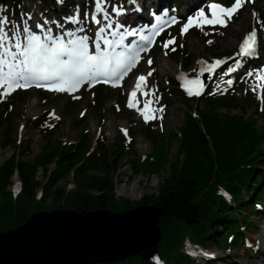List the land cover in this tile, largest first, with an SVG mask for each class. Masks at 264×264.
<instances>
[{
  "label": "trees",
  "instance_id": "obj_1",
  "mask_svg": "<svg viewBox=\"0 0 264 264\" xmlns=\"http://www.w3.org/2000/svg\"><path fill=\"white\" fill-rule=\"evenodd\" d=\"M42 2L51 7H56L57 3L56 0ZM199 2L197 0V4ZM163 4L160 2V6ZM21 5L22 0H0V16L9 12L17 14ZM252 5L258 15L264 16V6ZM258 26H263L264 32V20ZM170 36L171 33L160 37V45ZM216 54L229 57L231 53L218 50ZM241 60L245 68H252L251 58ZM188 63L190 58L185 61L186 67ZM248 80L246 73H240L230 85L229 95L216 96L206 90L197 99L195 113L187 111L178 128L172 163L167 160L166 148L158 151V141L154 140L150 126L144 135L152 141L153 149L144 157L137 156L134 150H125L123 145L114 146L115 151H120L119 156L131 163L135 174H156L168 169L159 184V192L144 195L138 201L116 192L114 176L120 166L111 161L106 138L101 143L96 141L90 150L88 133L84 131L81 133L83 142H47L45 149L32 160L17 161L16 155L11 154L0 164V231L16 227L39 210L107 208L123 212L146 204L156 205L162 212L158 221L161 237L155 253L147 260L130 255L121 260L90 264H209L210 259L184 249L185 243L201 249L213 245L222 252L244 245L252 219L264 216V127L256 128L254 115L257 114L264 125V97L259 102L251 95ZM170 86L189 108L190 98L180 91L176 82ZM109 89V86L99 85L94 91L96 96L102 97ZM26 95L27 91L19 90L0 103L5 108L12 100ZM155 97L160 99L158 93ZM247 106L254 109L246 116ZM222 107L238 108L242 112L220 113ZM2 126L0 122V130ZM36 127L41 128V125ZM49 132L44 133L49 136ZM135 136L133 134L129 141L132 145ZM39 167L40 179L37 178ZM15 171L22 184L17 193L8 189ZM68 180L73 187L67 188ZM38 189L41 194L37 193Z\"/></svg>",
  "mask_w": 264,
  "mask_h": 264
},
{
  "label": "rangeland",
  "instance_id": "obj_2",
  "mask_svg": "<svg viewBox=\"0 0 264 264\" xmlns=\"http://www.w3.org/2000/svg\"><path fill=\"white\" fill-rule=\"evenodd\" d=\"M165 1L177 4L176 7L165 11L174 14L180 21L161 36L171 33L170 39L174 37L175 43L169 44L166 49L157 41L155 48L144 54L141 63L127 77L122 87H111L102 97L96 96L95 88L89 87H84L72 96L59 93H43L40 90H26V96L18 100H12L5 108H3L4 104L0 103V122L3 123L0 130V164L9 158L11 154L16 155L17 161L32 160L45 149L47 142L57 140L62 144L83 142L81 133L85 131L88 133L90 150L95 147L96 141L101 143L102 139L106 138L110 159L120 166L118 173L114 176L115 189L118 194L133 201H138L144 195L157 194L159 184L168 169L165 168L156 174L145 172L135 174L131 163L126 161L125 157L121 158L119 156L120 151H115L114 146L123 145L125 150H134L137 156H145L153 149L152 141L144 135L145 129L150 126L154 140L158 141V151L166 148L167 160L172 163L177 148L178 128L183 123L185 113L188 111L191 114L195 111L198 100L192 97L187 102L189 108H186V104L170 90V84L176 81V76L181 71H186L191 76H200L202 70H205L203 74L207 76L208 90L214 92L216 96L229 95V84L226 81L230 77L231 80H235L240 73H247V70L244 71L245 67H243V63H240L239 68L232 76L227 75L228 67L236 68V63L234 60L226 61L224 58L228 55L220 56L216 52L218 50L227 51L236 55L239 41L251 30L258 33L259 43L256 57L252 58V62L257 64V70L253 71L252 76L247 75L249 78L248 87L251 89V95L261 102L264 97V80L260 79L261 74L264 73V56L262 55V52L264 53V32L258 28V25H261L264 16L256 14L252 1L256 7L260 8L264 6V0H257L256 2L254 0H243L242 7L227 21V27L208 25L197 17L187 32L182 31L183 25L187 23L189 16L196 17L198 10L203 9L209 19L212 17L211 9L208 7L209 0H200L199 6H197V0ZM186 1L193 5V9L182 13L188 3ZM213 1L222 7H231L235 2V0H229L228 3L224 0ZM63 2L62 4L57 2L56 7H51L42 0H22L21 9L17 14L9 12L7 15H2L8 19L7 30L11 33L17 27L28 25H33L36 29L37 23H43L44 20H47L49 23L45 25V28H52L55 35L68 30L76 32L77 35L89 36L90 47L97 28V25L92 23L93 14H97L95 0H65ZM114 5H123L125 11L128 9L130 14L136 18L141 16L143 21L149 23L148 27L153 23L149 18L153 10L150 6L145 9L141 8L142 11L137 14L134 10L133 0H105L106 10L117 23L121 22V19L116 18V15L112 12ZM77 8H79V23L66 22L65 18L74 15V10ZM85 13L88 14L87 21L84 19ZM99 19L103 21L102 13L101 16L99 15ZM54 22L63 25V28H60ZM146 22L142 23L146 24ZM197 22L200 24L199 27L196 26ZM80 28H84V32H80ZM230 37L234 38L232 45L226 42ZM209 41L211 43H208ZM173 47L176 49L174 52L171 51ZM166 52L167 54H165ZM259 56H262L261 59L258 58ZM149 58L153 61L151 65L148 64ZM188 58H190V63L186 67L185 61ZM200 59H202L201 62ZM216 60H222L224 63L211 73L206 71L208 66ZM167 63L172 66V69L169 72L162 73L159 64L167 65ZM149 72L152 73L150 76L148 75ZM218 73L220 74L216 78ZM140 75L147 78L148 87L145 88L143 94H137V98L141 99L140 103L136 107L130 108L128 107V100L131 90L136 85L137 78ZM149 89H152L154 94L158 93L160 99H156L153 95H144ZM42 94L47 95V97H43ZM2 98L0 96V100ZM146 100L153 101L148 109L144 108V101ZM261 106L262 103H260ZM151 109H158V111L152 112ZM253 109L254 107L247 106L246 116L251 114ZM219 112L231 114L241 113L242 110L222 107ZM144 114H149L155 118L145 121ZM254 115L257 120L256 128L260 130L264 125L258 115ZM37 125H41V128H37ZM124 130H126V134ZM45 131H50L49 136L45 135ZM119 132H121V136ZM133 134H136L134 145L129 143ZM142 145L144 146L142 147ZM49 167H52V165H49ZM155 177H157L156 180ZM37 178H41L40 167L38 168ZM153 180H155V183L152 185L151 181ZM11 181L12 184L8 186L10 190L13 189L17 181H21L17 171L12 174ZM123 186L127 188L135 186V190L132 193L123 194L121 192ZM71 187H73V183L68 180L67 188ZM39 192L40 189L37 190L38 194ZM185 239L188 241L189 237L186 236ZM245 241L244 245L240 247L232 246L225 252H222L216 246L210 245L207 250V257L211 259L209 264H264V216L252 219L251 229L245 233ZM183 248L187 249L186 243Z\"/></svg>",
  "mask_w": 264,
  "mask_h": 264
},
{
  "label": "snow or ice",
  "instance_id": "obj_3",
  "mask_svg": "<svg viewBox=\"0 0 264 264\" xmlns=\"http://www.w3.org/2000/svg\"><path fill=\"white\" fill-rule=\"evenodd\" d=\"M57 2L62 4L63 0H57ZM133 3L135 4L136 0H133ZM95 4L96 13L103 14V22L93 14L92 23L99 27L96 31V38L91 41L94 49L92 51L89 47L90 37L87 35H77L74 31L54 35L52 28H45V25L49 23L47 20H44L43 23H37L35 26L43 35L37 34L30 26L17 27L9 33L7 17L0 16V85L6 86L7 92H11L14 88L25 89L32 86L60 92H74L84 84L103 81L104 83L113 82L115 86V82L121 81L140 60V54L148 50V45L153 43V38L162 30L161 17L157 16V23L151 26L147 35L143 34L142 28H132L122 22H118L114 29L111 15L105 8V0H95ZM242 4L243 0H235L231 7H222L218 3H211L208 5L212 12L210 19L205 15L204 10L200 9L196 17L189 16L187 18V23L183 25L182 31L187 32L197 17L208 25L227 27V21L242 7ZM135 10L142 11L139 8ZM112 12L120 17L126 14L123 5H114ZM78 13L79 8L74 10V15L66 17L65 21L79 23ZM84 19L87 21V13H85ZM176 22L175 16L164 21L167 24H175ZM54 23L63 28V25H59L58 22ZM196 26H200L199 22L196 23ZM79 31L84 32V28H80ZM127 37H138L139 42L133 39L129 44H125ZM256 38L257 32L253 30L243 40L237 55L252 56ZM174 43L175 38L173 37L166 41L163 46L167 49L169 44ZM117 49L120 50L117 51ZM175 50L174 47L171 49L173 52ZM152 63L153 61L149 58L148 64L151 65ZM223 63L222 60H216L208 66L206 71L211 73ZM235 63L239 68L241 62L237 60ZM237 68L228 67L226 74L236 72ZM203 71L205 70H202L201 75H203ZM151 74V72L148 73L149 76ZM246 75L252 76L253 72L250 71ZM260 79L264 80V73L261 74ZM138 81L144 82L143 87H148L147 78L144 75H140ZM139 82L136 83L128 100V107L130 108L136 107L139 103V101L134 103L133 100L136 97V90L142 87ZM187 83L198 85L201 89L193 92L189 88L188 95L200 96L202 94L203 83L199 77L189 80ZM226 83L231 85L233 81L229 79ZM144 95L154 96L155 94L152 89H149ZM152 102V100L144 101V108L148 109ZM151 111L156 112L158 109H151ZM154 118V116L144 114L145 121ZM124 131L126 134V130Z\"/></svg>",
  "mask_w": 264,
  "mask_h": 264
},
{
  "label": "water",
  "instance_id": "obj_4",
  "mask_svg": "<svg viewBox=\"0 0 264 264\" xmlns=\"http://www.w3.org/2000/svg\"><path fill=\"white\" fill-rule=\"evenodd\" d=\"M161 214L156 205L146 204L123 212L39 210L0 231V264H90L130 255L147 260L161 237Z\"/></svg>",
  "mask_w": 264,
  "mask_h": 264
},
{
  "label": "bare ground",
  "instance_id": "obj_5",
  "mask_svg": "<svg viewBox=\"0 0 264 264\" xmlns=\"http://www.w3.org/2000/svg\"><path fill=\"white\" fill-rule=\"evenodd\" d=\"M136 1H137V4L140 6V8L145 9V8H148L149 6L152 7V6L155 4V2H157L158 0H136ZM186 2H188V1H186ZM195 5H196V3H195ZM192 9H193V5H192L191 3L189 4V2H188L187 5L185 6L184 10L182 11V13H183L184 11H186V10H192ZM182 13H180V14H182ZM98 15L101 16V14H98ZM28 26H29V25H28ZM97 26H98V25H97ZM97 26H96V27H97ZM30 27L33 29V31H36V32H38V34H40V31L34 29L33 25L30 26ZM145 31H146V29H145ZM231 31L233 32V30H231ZM133 39H135V38H133ZM137 41H138V40H137ZM226 42H227L229 45H232V44L234 43V38H233V37H230V38H228V39L226 40ZM159 68H160V71H161L162 73H166V72L171 71L172 66H171L169 63H167V65L159 64ZM130 95H131V94H130ZM133 100H134V103H135L136 101H139V102L141 101L140 98H137V95H136L135 98H133ZM143 146H144V145H142V147H143ZM154 179L156 180L157 177H155ZM155 180L151 181V184H152V185L155 183ZM134 190H135V186H134V187L131 186L130 188H127L126 186H123L122 189H121V192H122L123 194H126L127 192L132 193V192H134Z\"/></svg>",
  "mask_w": 264,
  "mask_h": 264
}]
</instances>
